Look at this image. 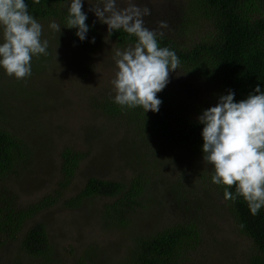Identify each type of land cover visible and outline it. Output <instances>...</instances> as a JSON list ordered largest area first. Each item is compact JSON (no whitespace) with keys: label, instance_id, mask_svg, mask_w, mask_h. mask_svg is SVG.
I'll list each match as a JSON object with an SVG mask.
<instances>
[{"label":"trees","instance_id":"obj_1","mask_svg":"<svg viewBox=\"0 0 264 264\" xmlns=\"http://www.w3.org/2000/svg\"><path fill=\"white\" fill-rule=\"evenodd\" d=\"M27 3L29 11L40 22L48 26L51 21H55L62 27L61 32L53 31L50 36L49 53H54L57 45L61 44L74 52L70 59L71 67L75 65L80 68L82 75L86 73L84 61L93 60L96 54L103 51L107 29L104 34L103 25L88 14L86 23L90 26L95 24L90 28L88 40L80 42L75 35L76 29L64 27L66 0H40L38 4L27 0ZM186 13L187 30L197 32L192 43H181L166 36L160 42L162 47H169L176 52L181 61L178 70L203 83L215 104L219 95L227 94L229 89L235 91V100L239 102L246 99L257 84L264 88V0H187ZM92 37H95V44L89 42ZM111 41L117 48H124L134 43L135 37L116 32ZM1 98L0 234H4V237L0 238V249L14 245L19 255L24 253L42 264H54L57 251L50 241L46 223L35 220L58 204L68 209H79L86 200L96 197L112 199L102 214L106 221L115 225V232L123 235L126 232L125 221L143 206L141 194H148L160 184V181L152 178L151 170L164 171V162L151 161L149 175L137 172L129 183L89 178L80 191L66 197L85 160V154L77 146L68 144L60 153L61 177L57 188L38 202L23 205L7 182L15 173L18 163L23 160L26 163L28 151L27 148L24 151L25 142L15 131V134L10 131L9 123L3 125L8 106L4 108ZM158 98L162 100L158 113H145L139 107L128 109L116 104L111 106L110 99L104 102V116L109 119L124 117L126 127L135 133V143L148 141L150 144L156 139L166 144L161 148L173 155L172 161L182 164L188 161L189 164L202 167V172L196 171L195 179L204 185L207 194H187L184 191L173 194L172 203L177 208L175 218L169 220V225L162 229L125 239L121 248H126L128 255L124 258L112 261L105 253L89 247L75 264H183L185 261L196 264L188 254L195 250L199 240L205 243L209 236L207 227H210L205 220L219 209L226 210L238 233L250 240L253 253L249 264H264V208L257 215H252L242 197L235 201L226 200L225 186L211 182L214 169L203 161V126L199 124L198 116L205 108L191 98L178 94L169 85L158 93ZM153 152L149 150L147 155ZM131 158V162H137L141 157ZM230 190L235 192V186ZM164 219L158 221L166 223ZM30 223L33 224L29 226Z\"/></svg>","mask_w":264,"mask_h":264},{"label":"rangeland","instance_id":"obj_2","mask_svg":"<svg viewBox=\"0 0 264 264\" xmlns=\"http://www.w3.org/2000/svg\"><path fill=\"white\" fill-rule=\"evenodd\" d=\"M140 3L151 10V15L145 17L150 28L156 27L159 21H165L168 27L163 30L164 36L181 43H192L197 32H189L186 28L187 0H140ZM88 8L85 0L83 10ZM88 14L99 23L93 13ZM43 26V38L49 40L53 31L46 24ZM103 28L105 34L107 25ZM112 46L117 48L112 41L105 43L103 51L93 60H85L87 72L83 75L79 67H71L70 59L74 52L61 44L57 45L54 53L33 58L32 76L26 80H16L0 69L1 101L4 108L8 106L3 125L9 123L10 131H15L25 142L24 151L26 148L28 151L26 163L24 160L19 162L7 182L21 204L36 203L57 188L61 177L60 153L68 144L77 146L85 154V160L66 197L80 191L89 178L129 183L137 172L149 175L151 161H163L165 164L164 171L151 170L152 178L160 184L148 194H141L143 206L125 221L126 232L123 235L127 236L116 233L115 225L105 220L102 210L112 203V199L106 197L88 199L79 209H68L58 204L39 215L35 222L46 223L50 241L57 251L54 264H75L89 247L105 253L112 261L122 259L128 255L127 249L121 248L125 239L162 229L175 218L177 208L172 203L173 194L181 191L207 194L204 185L195 179L196 171L202 172V167L188 161L186 164L172 161L173 155L161 148L166 144L156 139L150 144L148 141L135 143V133L126 127L124 117L109 119L104 116L105 101L111 99V106H115L111 84L116 71L111 60ZM168 85L205 109L215 105L206 86L188 73L180 70L170 73ZM149 150L154 151L150 156L147 155ZM133 156L141 158L131 162L129 158ZM203 177L207 180L205 175ZM161 218H166V223L158 221ZM205 221L210 225L207 227L209 236L204 244L199 240L195 250L188 254L191 260L196 264H249L253 253L250 240L238 233L226 210L215 211ZM2 237L4 234H0ZM0 264L42 263L24 253L19 255L12 245L0 249ZM183 264L191 263L185 261Z\"/></svg>","mask_w":264,"mask_h":264},{"label":"clouds","instance_id":"obj_3","mask_svg":"<svg viewBox=\"0 0 264 264\" xmlns=\"http://www.w3.org/2000/svg\"><path fill=\"white\" fill-rule=\"evenodd\" d=\"M40 3V0H33ZM66 0L65 26L76 29L80 42L88 40V13L101 25H107L106 43L116 32L135 37L124 48L111 49L115 76L111 81L112 102L121 108H142L158 113L162 100L158 93L170 83V73L181 64L176 52L162 47L165 21L150 28L145 17L150 8L140 0ZM49 29L61 32V25L51 21ZM43 24L29 11L27 0H0V69L16 80L32 76V60L50 53L49 40L43 38ZM95 44V37L89 41ZM109 57V55H108ZM202 153L205 165L214 172L211 182L224 187V198H238L248 204L252 215L264 208V88L257 84L246 99L235 100V91L221 94L218 102L202 110ZM235 186V192L230 189Z\"/></svg>","mask_w":264,"mask_h":264}]
</instances>
